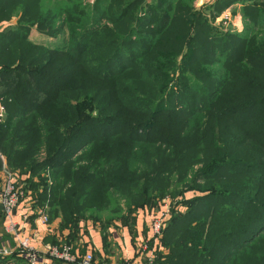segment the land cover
Returning a JSON list of instances; mask_svg holds the SVG:
<instances>
[{
  "label": "trees",
  "instance_id": "1",
  "mask_svg": "<svg viewBox=\"0 0 264 264\" xmlns=\"http://www.w3.org/2000/svg\"><path fill=\"white\" fill-rule=\"evenodd\" d=\"M80 1L58 0L59 17L44 0H0V27L18 26L0 29V155L40 180L32 209L76 220L91 200L143 207L170 190L167 264H264V0H218L219 12L239 5L246 28L217 36L180 2L155 17L170 2L153 0L135 18L143 0H97L88 20ZM56 21L62 46L22 32L54 38Z\"/></svg>",
  "mask_w": 264,
  "mask_h": 264
},
{
  "label": "rangeland",
  "instance_id": "2",
  "mask_svg": "<svg viewBox=\"0 0 264 264\" xmlns=\"http://www.w3.org/2000/svg\"><path fill=\"white\" fill-rule=\"evenodd\" d=\"M57 1L58 0H44V7L45 8L49 7L52 13L54 14L58 13L59 15L61 11L60 9L61 7ZM96 1L97 0H81L79 2V6H81L86 12L84 13V17H88V20H90V17L92 18L93 16L92 12H93V7L95 6L94 2ZM130 1H134V0H128L127 2H130ZM152 2L153 0H143V2H140L138 6L136 7V9L131 12V15H133L135 18L138 17V15H140V12H142L143 10L140 7L145 6L146 4H151ZM169 2H170L169 5H167L165 9L159 8L156 11H153V9H149L150 16L156 15L155 17H157L160 14H162L165 10L168 11L169 15H172L173 5L177 2H180L184 5H189L193 7L195 12L196 11L198 12L197 16H201L205 18L206 20L208 19L207 24L209 26H212V28H215L213 34L216 36L219 32H228V33L236 32V33H241V34L245 33V28H246L245 22H244L242 15L239 14V12H238L239 17L238 16L232 17L233 20L231 19V21L233 22L228 23L227 21L225 22L223 19H219L220 17L219 15H221V12H219L217 9H214L213 6H210V5L206 6L202 2V0H169ZM142 4H145V5H142ZM56 7L58 8L59 11L56 10L57 9ZM233 15H235V12L233 13ZM56 22L57 23H55V28H53V31H55L54 35L56 36L54 38H50L44 34L39 33V31L36 30L35 28H30L28 31H22V32L23 34L27 35L28 40L30 42H33L34 44H44L48 46L49 43H53L52 45L62 46L64 42L66 44V40H68L67 39L68 33L66 29L60 26L58 21ZM7 26H13V29L17 28L18 27L17 19L13 18L10 22L4 24L3 28L0 27V29L5 30L6 32L10 30L9 27L7 28ZM132 32L134 34L135 33L140 34V27H135V25H133ZM216 58L217 60H219V57H216ZM0 107L2 106L0 105ZM4 117H5V112H4V108L2 107L0 122L3 121ZM0 157H1V166H0V177H1L2 170H5L6 172L8 171L9 173H11L12 171L10 172V170L8 169L5 158L1 155ZM43 157L44 155L43 153H41L38 157L39 161L40 160L43 161L42 160ZM198 167L199 166L195 167V169L197 168L196 170H198L199 169ZM44 173H45L44 170L39 172L41 178L44 177ZM193 174L194 173L190 175L187 181H190L192 179ZM21 178L23 179L22 181L26 185L29 191V194L33 198L34 206L39 205L40 199H39V196L37 195L40 192L41 188L38 187L37 184L38 182H40V180L37 177H34L31 180H28L27 177H21ZM196 184L202 185L203 183L199 179V180H196ZM174 190H176L175 187L173 188V191ZM137 192H138V189H136L134 192L135 197H136ZM163 198L162 197L154 198L151 202H149L148 204H146V206H143V207H135V205L133 204L134 200L129 199L128 197L122 196V195L113 196V198L110 201H105V202L104 200H98V201L91 200L85 205H83L80 211L75 212L76 215L79 216L78 218H76V220L75 219L72 220V218H69L67 216L64 218V216L59 215L57 211L55 210L54 214H50V217H51L50 221L55 220V219L62 220L63 218L67 220L66 224L70 225L72 228H75L78 225H84V224L90 223L92 225H96L103 232H105L109 226H114L115 224H118V225L124 224L130 227L132 226V223L135 220H137V217L139 215L141 216V214H145L149 218L156 216L158 212L160 211V208H161L160 206L163 204V201L167 199L170 202L169 206H170L171 216L172 215L174 216L176 209H177L174 201L178 198V196L175 194H171L170 190H167L166 197L164 199ZM187 204H183V205H187ZM51 210H53V208ZM180 211L182 212V209ZM169 220H170V215H169ZM160 241H161V238L159 242ZM156 252H157L156 253L157 261L161 262L162 264H167L166 262L167 250L165 249L164 244L162 245L161 243V247L157 249ZM234 262H235V259L232 258L230 264H234Z\"/></svg>",
  "mask_w": 264,
  "mask_h": 264
},
{
  "label": "crops",
  "instance_id": "3",
  "mask_svg": "<svg viewBox=\"0 0 264 264\" xmlns=\"http://www.w3.org/2000/svg\"><path fill=\"white\" fill-rule=\"evenodd\" d=\"M208 6H213L218 0H202ZM235 12V15L233 13ZM241 14L239 5H231L224 9L219 15L228 23L232 17ZM233 20V19H232ZM27 214V219L24 216ZM4 216V215H3ZM142 216V217H141ZM132 223V226L115 224L109 226L105 232L101 231L96 225L90 223L78 225L76 230L60 227L59 220L49 221L47 226H42L36 222L35 209L27 210L23 205L19 206L12 216L15 226L16 236L6 232L7 220L0 218V245L14 248L16 238H29L32 246L38 250L44 244H53L56 241H66L72 247L73 254L77 259L86 253L93 255L96 264H119L123 260L136 259L143 254L142 245L150 237L149 218L141 214ZM13 257L9 260H1L0 264H20ZM51 264H64L60 261H51Z\"/></svg>",
  "mask_w": 264,
  "mask_h": 264
},
{
  "label": "built area",
  "instance_id": "4",
  "mask_svg": "<svg viewBox=\"0 0 264 264\" xmlns=\"http://www.w3.org/2000/svg\"><path fill=\"white\" fill-rule=\"evenodd\" d=\"M2 107H0V117ZM170 202L164 200L160 206V211L149 221L150 237L143 243V254L136 259L123 260L119 264H160L156 259V250L159 245V240L166 222L170 215ZM23 205L30 210L31 198L26 185L20 177L15 174L2 170V182H0V208L3 211L4 217L7 220L6 232L13 233L16 236L12 216L15 210ZM48 207L35 209L36 222L42 226L49 224L47 214ZM27 219V214L24 216ZM16 246L12 249L4 245H0V259L10 257L16 254L22 261L20 264H51V261H60L64 264H94L93 255L90 253L84 254L79 259L73 254L72 247L68 244H44L42 249L38 250L31 245L29 238H16Z\"/></svg>",
  "mask_w": 264,
  "mask_h": 264
}]
</instances>
